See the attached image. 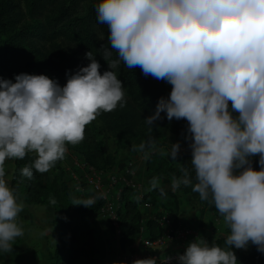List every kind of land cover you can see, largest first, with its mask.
Wrapping results in <instances>:
<instances>
[{
    "label": "clouds",
    "instance_id": "1",
    "mask_svg": "<svg viewBox=\"0 0 264 264\" xmlns=\"http://www.w3.org/2000/svg\"><path fill=\"white\" fill-rule=\"evenodd\" d=\"M95 15L117 53L111 59L112 51L101 45L109 70L101 74L89 50L87 66L66 73L63 86L42 74L0 79V253L11 252L24 234L18 223L23 203L5 178V161L34 152V162L21 169L32 179L34 170L46 173L64 159L67 145L81 142L90 122L124 107V86L114 71L123 62L171 85L144 122L152 128L161 113L168 121H187L184 139L195 183L182 166L171 187H191L228 228L225 247L197 237L176 257L177 264H238L233 249L250 244L264 254V0H98ZM154 146L150 138L138 150ZM169 146L164 155L175 161L181 145ZM256 156L259 171L252 168ZM150 185L156 189L159 178Z\"/></svg>",
    "mask_w": 264,
    "mask_h": 264
},
{
    "label": "rangeland",
    "instance_id": "2",
    "mask_svg": "<svg viewBox=\"0 0 264 264\" xmlns=\"http://www.w3.org/2000/svg\"><path fill=\"white\" fill-rule=\"evenodd\" d=\"M6 6L10 8L8 16L18 13V16L14 18L16 21H19L17 19L20 17V22L15 26L16 32H30L34 27H42L46 25L49 18L30 16L24 0H0V8ZM84 8L85 5H82L80 16L84 15ZM6 22L7 16L3 13L0 15V51H4V42L13 34ZM57 30L58 27L54 31ZM53 37L43 45L41 43L43 50L64 63L68 61L72 63L75 60L83 64L89 63L85 59V54L72 40L57 35ZM99 41L101 45L108 46L109 50H112L108 45L107 35H101ZM21 73L42 74L52 79L47 67L41 65L40 59L34 57H27L19 64L16 75ZM0 79L12 80L6 76ZM170 91L171 85L159 80L158 90L154 95L165 98ZM186 128V120L168 121L164 113H161V119L152 128L144 122L134 135L121 139L108 135L96 120L85 127L88 129L85 130L88 135H93L94 131H96L95 134L99 133V137L94 134L93 140L91 138L86 140L84 148L85 152L91 156L93 163L86 164L80 154L68 149L64 159L61 160V169L64 173L61 180L66 187L65 192L67 191L65 195L64 192L61 193L65 197L62 211H65L68 219L64 224L62 220H58L56 227L61 232L64 226L70 227V230L66 232L67 239L75 235L73 245L66 248L71 260L70 264H120V262L127 264L123 257L131 252L137 253L141 259L154 258L157 264H177V260L167 261L182 255L187 245L195 238L200 237L209 244H216L226 238L227 225L212 204L204 205L199 200L184 196L178 189L173 190L171 187L172 179L176 177L174 172L178 169V157L173 161L164 153L169 149V144L177 141L181 145L179 154L184 151L183 146L188 142L184 139ZM150 138L154 140V148H146L144 152L138 150L139 145L142 142L146 143ZM95 145L100 146L104 155L110 157L112 162L110 168L102 159L95 157V153L92 152ZM145 153H147L146 158ZM28 154L36 155L34 152ZM14 161L15 159H8L4 165L5 178L9 187ZM129 173L133 176L131 177ZM153 177L159 178L157 188L170 189L176 196L179 201L178 211L165 212L142 202L143 196L152 191L150 181ZM112 178H115V185L112 184ZM94 182L100 183L104 196L115 213V224L108 214H101L100 209L105 203L94 189L92 185ZM85 199H93V206L85 208L82 215L71 214L79 209V206L72 204L77 200ZM18 200L23 203V210L18 215V223L23 228L24 234L15 239L12 244V253L0 264H52V256L56 248L52 226L54 210L47 206H29L22 198ZM125 205L127 210H129L128 205L137 207L140 227L133 241L127 243L130 245L134 242L136 248L132 249V244L127 248V245V250L122 252L120 251L121 232L129 229L134 217L130 211L128 214L125 213ZM148 221H156L161 228L160 233L155 227L149 230L146 227ZM151 233L159 234L157 238L162 242L159 249L152 250L147 246L151 242ZM233 251L238 264H250L252 257L264 263V254L257 252L254 245L250 244L247 250L233 249ZM238 257H243L246 261Z\"/></svg>",
    "mask_w": 264,
    "mask_h": 264
},
{
    "label": "trees",
    "instance_id": "3",
    "mask_svg": "<svg viewBox=\"0 0 264 264\" xmlns=\"http://www.w3.org/2000/svg\"><path fill=\"white\" fill-rule=\"evenodd\" d=\"M24 2L30 16L44 19L47 16L49 18L46 25L42 27H34L30 32H16L15 26L20 22V17L17 19L19 21H16L14 18L18 16V13H12L8 16L10 8L7 6L0 8V15L4 13L5 16H7L6 24L9 25L13 31V34L4 42V51H0V78L6 76V78H10L14 81L19 64L27 57H34L35 59H40L41 65L47 67L51 78L56 80L60 86H63L66 83V73L69 75L74 74L80 67H85L87 64H83L77 60L72 61V63H69V61L64 63L63 61L57 60V58L48 51L46 52V50H43L44 47L42 45L54 38V35L72 40L84 54L89 50L92 51L93 55L96 56V60L101 65V74L109 70L106 64L107 61H104L102 58L103 49L99 41L101 35L108 34V30L106 25L99 24L96 20L95 5L98 3V0H24ZM82 5H85L83 10L84 15L80 16ZM57 27L58 30L55 32L54 30ZM116 58L117 53L112 51L111 59ZM114 71H116L118 78L124 86V107L121 108L118 106L112 112H102L95 120L105 129L108 135L116 139H121L134 135L143 125L144 119L155 112L156 105L160 99L154 95L158 90L159 80L150 75L146 77L138 66L134 69H129L124 66L123 62H121L120 66L114 69ZM167 97L168 95L165 98ZM95 133L96 131H94V134ZM94 134L88 135L84 132V139L81 142L76 145H67L68 150L76 151L88 165H91L93 162L90 158L91 156L85 152L84 148L86 140L90 138L93 140ZM95 136L99 137V133L95 134ZM188 143L189 141L184 144V151L178 155V169L174 172V175L176 174V177H180L182 175L181 167L183 166L192 174L193 183H195L194 171L190 164L191 150L188 147ZM92 144L94 145V143ZM92 152L95 153L97 159H102L110 168L112 165L110 157L104 155L100 146L95 145ZM35 158L36 155L27 154L22 160L15 159L14 170L10 180V188L14 190V194L17 198L23 199L25 204L29 206H47L54 210L52 226L54 227L53 235L55 237L56 248L52 256V264H64L65 262H69L68 264H70L71 260L69 259L66 248L73 245L75 235H73L71 239H67L66 232L70 230V227L64 226L62 232L56 227L58 220H62L64 224L68 219L65 211H62V204L64 203L65 197H63L61 193L64 192L65 195L67 191L65 192L66 187L61 180L64 174L61 169V160L57 161L55 166L46 173L41 174L34 170L32 179L23 177L21 175V169L26 165L32 164ZM258 158L259 157L256 156L251 160L252 168L256 171L260 170ZM157 174H159V172ZM178 190L184 196L199 200L204 205L211 204L210 202L201 201L199 194L193 192L191 187L181 186ZM161 191L163 195H161ZM52 199H55V204L50 202ZM142 202H146L165 212H176L179 208V201L176 196L170 189L164 188L152 189V191H149V193L143 196ZM128 207L129 210H127L126 205L124 206L125 213L128 214V211H130L133 213L134 217L131 220L132 225L129 229L121 232L120 251L122 252L126 249L128 241H133L140 227V216L137 212V207L135 205H128ZM84 212L85 207L79 206L77 212L71 214L82 215ZM146 227L149 230L155 227L158 233L161 231L156 221H148ZM63 234L64 237H62ZM158 235L151 233L152 238L150 241L153 242L157 240V237H159ZM216 244L225 247V239L220 240ZM130 245H128L127 248ZM11 253L12 250L8 253H0V263ZM238 258L246 261L243 257ZM260 261L252 257L250 264H264Z\"/></svg>",
    "mask_w": 264,
    "mask_h": 264
},
{
    "label": "built area",
    "instance_id": "4",
    "mask_svg": "<svg viewBox=\"0 0 264 264\" xmlns=\"http://www.w3.org/2000/svg\"><path fill=\"white\" fill-rule=\"evenodd\" d=\"M129 175L132 177V173H129ZM116 181H115V178H112V184L115 185ZM94 189L101 195V199L104 201V206L100 209L101 211V214H108L109 217L111 218V220L114 222V224L116 223V216H115V213L113 212L112 210V207L108 204L107 202V199L105 198L104 196V192L102 191V188H101V185L99 182H94L92 183ZM162 245V242L157 239L153 242H150L148 243V247L152 250H156V249H159V247ZM132 249H135L136 248V244H132ZM137 259H141L137 253L135 252H131L127 255H124L123 257V260L124 262H126L127 264H132V261L134 260H137ZM173 261H176V257H173L171 258L170 260H168L167 262H172Z\"/></svg>",
    "mask_w": 264,
    "mask_h": 264
}]
</instances>
